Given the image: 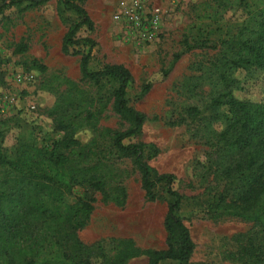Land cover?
I'll return each mask as SVG.
<instances>
[{"label":"rangeland","instance_id":"rangeland-1","mask_svg":"<svg viewBox=\"0 0 264 264\" xmlns=\"http://www.w3.org/2000/svg\"><path fill=\"white\" fill-rule=\"evenodd\" d=\"M4 1L10 2L0 0V4ZM58 3L51 0L24 12L13 7L5 13L6 19L0 15V119L8 128L3 143L8 157L19 140L50 149L64 135L55 130L47 114L55 102L51 88L63 79H81V57L62 50L63 38L76 15ZM84 4L94 30L84 27L78 37L96 42L91 50V70L108 64L130 69L133 82L127 92L128 104L147 117L142 135L130 142L154 145L159 153L151 166L160 173L174 174V189L187 197L180 216L196 245L192 262L253 264V234L260 228L235 216L214 218L207 204L224 189V182L217 186L215 176L207 170L208 139L225 129L227 115L232 118L233 114L227 105L219 119H210L214 113L205 107L212 80L201 81L195 92L199 96L188 93L184 82L189 76L200 75L195 65L203 62L208 66L221 51V41L248 25L257 9L264 7V0H87ZM186 37L190 42L202 40L208 47L183 53ZM21 45L27 50L20 52ZM78 50L88 53L89 46L82 43ZM179 53L181 57L174 63ZM237 77L243 88L235 91L234 97L264 101V72L252 76L240 72ZM146 86L150 89L144 92ZM197 105L203 113L192 120L186 110ZM183 118L185 122L177 124ZM100 123L112 130L128 127L110 105ZM92 134L86 130L78 138L86 143ZM118 167L131 173L124 182V206L105 202L101 194L81 187L68 196L71 204L80 198L94 199L93 213L79 234L81 241L101 242L110 255L127 239L145 250L167 248L164 220L168 196L160 190L158 200L148 202L140 174L131 162H120ZM146 263L144 256L128 262Z\"/></svg>","mask_w":264,"mask_h":264},{"label":"trees","instance_id":"trees-1","mask_svg":"<svg viewBox=\"0 0 264 264\" xmlns=\"http://www.w3.org/2000/svg\"><path fill=\"white\" fill-rule=\"evenodd\" d=\"M49 1H4L0 15L6 19L5 13L13 7L24 12ZM86 1L58 3L76 15L63 38L62 50L81 57V79H63L51 88L55 102L47 114L55 130L63 132L62 139L50 149L19 140L8 157L3 147L8 128L0 119V264H128L142 256L147 258L146 264H194L196 245L180 216L187 197L174 189L176 176L151 166L150 161L159 153L154 145L130 142L142 135L147 121L144 113L128 104L132 72L122 64H108L96 71L90 68L96 42L78 37L84 27L94 30L84 7ZM254 14L237 35L221 41V51L208 66L203 62L195 65L200 75L187 77L184 88L199 96L195 92L202 86L201 81L212 80L205 107L214 113L210 119H219L227 105L233 114L232 118L227 115L225 129L208 139L211 151L207 154V170L215 176L217 186L224 182V189L207 204L214 218L235 216L260 228L253 234V264H264V101L234 97V92L243 88L237 73L252 76L264 72V7ZM82 43L89 46L88 53L78 50ZM182 44L183 53L208 47L202 40L190 42L187 37ZM26 50L27 46L21 45L20 52ZM180 57V53L176 55L174 63ZM149 89L146 86L144 92ZM109 105L113 114L128 124L126 129L100 127ZM186 112L192 120L203 113L201 105L189 107ZM184 122L183 118L177 124ZM86 130L93 134L83 143L78 136ZM123 161H130L133 170L139 172L148 202L157 201L160 190L168 196L165 249H141L127 239L120 241L110 255L101 242L81 241L79 234L90 220L94 199L80 198L71 204L68 196L81 187L101 194L105 202L124 206V182L131 173L118 167Z\"/></svg>","mask_w":264,"mask_h":264}]
</instances>
